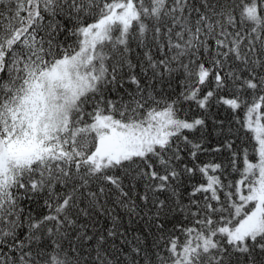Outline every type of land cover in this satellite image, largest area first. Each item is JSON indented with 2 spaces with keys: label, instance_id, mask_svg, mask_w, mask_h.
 Returning <instances> with one entry per match:
<instances>
[{
  "label": "snow or ice",
  "instance_id": "6c2138e0",
  "mask_svg": "<svg viewBox=\"0 0 264 264\" xmlns=\"http://www.w3.org/2000/svg\"><path fill=\"white\" fill-rule=\"evenodd\" d=\"M0 264H264V0H0Z\"/></svg>",
  "mask_w": 264,
  "mask_h": 264
}]
</instances>
